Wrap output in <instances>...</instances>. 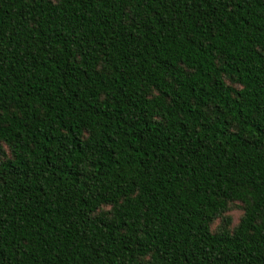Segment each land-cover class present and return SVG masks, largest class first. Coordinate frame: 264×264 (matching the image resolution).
I'll use <instances>...</instances> for the list:
<instances>
[{
  "label": "trees",
  "instance_id": "1",
  "mask_svg": "<svg viewBox=\"0 0 264 264\" xmlns=\"http://www.w3.org/2000/svg\"><path fill=\"white\" fill-rule=\"evenodd\" d=\"M0 264H264V0H0Z\"/></svg>",
  "mask_w": 264,
  "mask_h": 264
},
{
  "label": "rangeland",
  "instance_id": "2",
  "mask_svg": "<svg viewBox=\"0 0 264 264\" xmlns=\"http://www.w3.org/2000/svg\"><path fill=\"white\" fill-rule=\"evenodd\" d=\"M2 148L7 153V148L5 147V145H2ZM242 213H243V209H242V206H241V204L239 202H233V203L229 204V209L227 210L225 215L230 218V220H231L230 226L231 227L234 226L235 224H237V222L239 221ZM219 224H220V220L217 219L215 222H213L211 228L215 229Z\"/></svg>",
  "mask_w": 264,
  "mask_h": 264
}]
</instances>
